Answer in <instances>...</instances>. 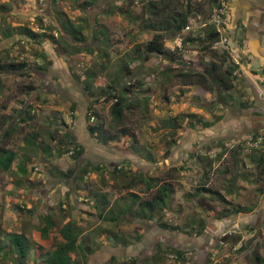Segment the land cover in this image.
Listing matches in <instances>:
<instances>
[{
    "label": "rangeland",
    "instance_id": "1",
    "mask_svg": "<svg viewBox=\"0 0 264 264\" xmlns=\"http://www.w3.org/2000/svg\"><path fill=\"white\" fill-rule=\"evenodd\" d=\"M149 2L160 3V10L166 11L153 15ZM223 2L227 6L230 0ZM185 6L202 14V23L214 5L209 0H0V64L26 63L22 73L0 70V94L6 90L0 106L10 107L16 126L11 138L1 142L30 157L25 173L17 167L20 155L9 170L0 168V264H20L5 235L9 232H22L32 245L24 264H45L44 255L64 241L58 228L67 220L80 225L78 240L86 239L90 246L82 264H264V172L253 161V156L264 154V125L251 129L243 120L242 131L232 137L222 130L226 116L218 119L219 109L230 101L244 102V108L255 105L249 81L240 73L231 75V89L220 85L218 96L207 89L211 95L203 97L193 93L197 83L184 84L175 77L183 68L179 63L156 54L144 59L153 30L149 22ZM66 21L82 28V40L74 42L63 32ZM226 26L218 36L227 43ZM25 27L37 34L20 35ZM241 32L239 28L237 34ZM192 33L183 36L198 34ZM224 49L217 44L216 50ZM177 55L193 70L204 71L212 62L221 69L234 67L230 55L209 58L196 41ZM85 82L92 97L83 91ZM130 83L131 91H121ZM111 84L127 104L136 101L124 110L119 124L111 121L112 101L102 99ZM259 84L264 89V81ZM223 96L225 102L218 99ZM199 98L202 111L197 109ZM250 116L246 113L244 119ZM97 122L116 138L102 144L98 132L89 134L88 125ZM66 132L84 146L77 159L68 149ZM32 138L39 148L28 143ZM87 162L103 166L93 170ZM77 163L90 170L84 177L78 175ZM116 165L120 172L114 176ZM130 179L132 187L123 188ZM149 180L151 187L146 185ZM162 183L170 186L166 205L149 217L139 204L153 199ZM200 186L225 201L215 193L199 194ZM102 193L107 194L106 205L98 201ZM130 193L138 197L132 200ZM128 203L131 211L116 221L97 214L100 208L103 214L110 209L117 214ZM243 207L247 211H231ZM48 214L55 225L40 236ZM200 223L206 226L202 233Z\"/></svg>",
    "mask_w": 264,
    "mask_h": 264
},
{
    "label": "trees",
    "instance_id": "2",
    "mask_svg": "<svg viewBox=\"0 0 264 264\" xmlns=\"http://www.w3.org/2000/svg\"><path fill=\"white\" fill-rule=\"evenodd\" d=\"M172 4H177L178 2L180 3V0H169ZM210 4L215 5L212 0H209ZM218 4V3H217ZM149 12H151L153 15L156 14H161L160 12L166 11V10H160L162 9L160 7V3L156 4L153 2H149ZM189 7H181V8H173L172 10H168L165 14H163L162 18L157 21L156 18L152 22H149V29L152 30V36L151 38L147 41L145 51L146 55L144 56V59H148L150 54H156L159 55L162 59H167L169 62H174V63H179L183 68L181 70H177L176 73L174 74L175 77L180 78L184 84H191V83H197V84H203V86L208 89L209 91H213L216 93L218 96V88L220 85L223 86L225 90H229L232 88V84L228 81L231 75H233V70L234 67L229 65L228 68L226 69H221V64L218 65L215 62L210 63V68H206L204 71H199V70H193L190 68V66L178 58L177 51H170L164 47V40L167 38H171L176 33H179L183 27L187 24L188 18H189ZM156 17V16H155ZM62 29L63 32H65L67 35H69L71 38H73V41H80L82 40L81 36V29L80 26H77L76 24L71 23L70 21H66L62 23ZM19 34H25L28 36L31 35H36L37 32H34L33 30L29 29L28 27L23 28L22 30H19ZM100 35H104V31L100 30L99 32ZM218 31L212 27V26H206L202 31H200L198 34L195 36L193 35H185L183 39V44L184 46L188 45L190 42L196 41L199 50H201L203 53H208L211 51V55L213 57H217L218 54L216 51L211 49V45L214 41H216L219 36H218ZM45 36V34H42ZM31 38V37H30ZM220 54H228V52H223ZM128 64H124V70H126L128 73L127 69ZM26 63L25 62H19V61H9L3 64H0V70L3 72H9V71H17L19 73H22V71L25 69ZM44 69V67L42 68ZM86 78V77H85ZM138 84H141L140 82H137ZM112 87H108L109 92L107 96H103V100L105 101H112L110 106H109V113L111 116V121H113L115 124H119L123 118V112L126 108L136 106V101L135 102H130L127 104V100L122 96V94H119L121 91L123 92H129L131 91V88L133 87V83L128 84V86H123L121 91H117L115 89V85L111 84ZM83 91L89 96H93V92L91 91L90 84L88 83H83ZM220 89V88H219ZM220 92V91H219ZM226 96V95H225ZM218 97L221 101L225 102L226 97ZM245 103H241V107H245ZM72 108L75 109V104L73 103ZM190 116H194V114H191ZM254 117L257 116L256 113L253 114ZM261 116V115H260ZM222 116H218V119L222 118ZM253 117V119H255ZM175 121V120H174ZM176 123V122H175ZM101 122L93 123L88 125V132L92 136H95L97 132L99 133L100 136H96L97 140L103 143H107L110 138H116V136H112L110 134H106L105 132L102 131L101 129ZM211 125L210 122H204L203 126H209ZM15 129L14 125L10 126H2L0 128L1 130V137L5 138L9 134L12 133V131ZM173 133V132H172ZM66 138L68 139V145H71L70 149L71 150V156L74 159H77L78 156L84 152V146L82 143L76 142V140H73V136L70 132L65 133ZM33 139V138H32ZM28 143L33 146L34 149L39 148V143L37 140H29ZM62 153L65 152L64 149L59 148ZM47 149H45L46 151ZM170 149L165 150L168 154H170ZM58 150V152H60ZM20 153H18L16 150L5 148L2 146V142L0 140V168L3 171H7L11 168L12 165H14V161L18 159ZM22 161L18 162V170L20 172L25 173L27 171L26 165V156H22ZM24 157V158H23ZM253 161L256 162V165L260 166L261 171L264 172V154L260 153L258 158H254L253 156ZM89 163L90 167H92L93 170H98L100 167H102V164H92ZM28 164V163H27ZM85 164V163H84ZM84 164H78L77 166L79 167V170L77 169L78 175H82L83 177L88 174L90 171L88 167ZM117 165L113 167L112 169V175L118 174L120 170L116 169ZM62 175H65L64 173H61ZM68 176V174H67ZM131 179H133L131 177ZM128 180V182L123 183L122 187L125 189H130L132 187V180ZM143 178H138L136 180L141 181ZM145 181V180H144ZM147 187H151V180L146 181ZM170 186L167 183H162L161 185H158L155 191V195L153 196V199L147 200L144 203L142 202L140 207L143 205L145 206L148 210V215L149 217L154 214L155 211H161L163 208L162 206L166 205V199H168L169 194H170ZM196 191L199 194H208L209 192L212 194H216L220 200L225 201V198L221 195L218 194L217 192H214L210 190L209 188L205 186H200L199 188L196 189ZM132 200L136 199L138 196L136 193H130L129 194ZM98 201L102 202L104 205L107 203V194L102 193L98 194ZM132 204V203H131ZM130 203L124 205L123 208H118L117 214H114L113 211L106 210L105 214L104 209H99L98 211V216L101 217L104 215V217L109 220V221H116L119 218V215L123 214L125 210L131 211L130 208H132V205ZM96 207L98 206L97 204ZM23 207V206H22ZM103 208V207H102ZM243 209V210H242ZM65 211V210H64ZM233 213L239 212V211H247V208H233L231 210ZM66 213V212H63ZM145 214V213H144ZM38 217V216H37ZM45 220V225L43 227L39 228V233L41 234L40 236L47 235L48 229L52 226L55 225V221L52 219L51 215L48 214L44 216ZM199 232H203L205 229V224L200 223L199 224ZM198 232V233H199ZM58 233L59 235L63 238V242H58L50 251H48L44 255V263L45 264H82V262H86L87 259V252L90 250V246L88 244V241L86 239L83 240H78V236H80L82 232V228L80 225L73 220H67L64 223H62L61 226L58 228ZM9 240V244L13 246L14 251L18 252V255L15 256L18 259V262L20 264H24L25 257L29 250L32 248V245L30 241L28 240L27 236L23 234L22 232L17 233V232H9L8 234H5ZM137 243H140L138 241ZM158 245V244H157ZM200 246L202 245L199 244ZM158 247V246H157ZM180 254L181 251L179 249H176V254ZM81 254V255H80ZM78 256V257H77ZM80 256V257H79Z\"/></svg>",
    "mask_w": 264,
    "mask_h": 264
},
{
    "label": "crops",
    "instance_id": "3",
    "mask_svg": "<svg viewBox=\"0 0 264 264\" xmlns=\"http://www.w3.org/2000/svg\"><path fill=\"white\" fill-rule=\"evenodd\" d=\"M220 1L223 2V0H219V2ZM190 10L191 8L189 7L188 22L194 20V23L196 24V29L193 30L192 34L199 33V31H202L205 28V27L202 28V23L198 22L199 21L198 19L200 18V15L202 16V14L193 11L191 13ZM225 18L227 24L225 31L229 39L228 42L225 44L227 45V47L231 45L230 50H228L227 48V52L231 57L229 61L234 64L235 70L233 71V75H239L240 73L242 78L249 81V86L252 88L253 91L252 94H254L253 96L256 99L254 104L256 105L257 103L260 109L264 108V94H263L264 89L259 84V80L264 81V0H230L228 5L226 6ZM199 28H202V30L201 29L199 30ZM239 28H242L241 34H237V30ZM235 34L238 36H236ZM212 50L216 51L217 54L226 52L224 50H221L222 52L216 49H212ZM223 55L224 54H218V56L215 58L224 59ZM206 56L211 58L212 57L211 51L208 52ZM208 59L204 57V60H208ZM195 86L197 87L193 93L200 94L203 97L211 95V93H209V91H206L207 89H204L202 85L194 84V87ZM2 90H3L2 94H5L6 90L5 89ZM2 94H0V101L4 98V97L1 98ZM201 102L202 101L200 99V101L198 102L199 105L197 107L199 111H202V109L205 108V106L200 105ZM255 105L249 106L247 108H243L238 103L236 102L234 103L230 101V103L226 104L225 107L221 106V108H224L223 110L224 112L222 111V109H219V112L221 113V114L219 113V115L226 116L227 118L225 122H220L222 123V125L224 124L222 130L227 129L228 135L233 137L237 135V132L242 131L245 122L248 124L249 127H251V129H254L255 127L263 126L264 110L261 111ZM18 111L19 110H17V112ZM257 111L262 112L260 113L261 118H260V114H258L256 117L253 116V112H257ZM9 112H11L10 107L0 106V116H3V118L0 117V124H1L0 128L2 126H10V123L11 125L15 126V123L13 122L14 118L9 117L10 115ZM246 113L251 115L247 120L244 119ZM253 117L255 119H253ZM243 120L245 121L244 123H242ZM192 135H194L193 137H195L197 133L195 134V132H193ZM11 136L12 135L9 134L7 137L3 138L0 135V140H4V139L9 140ZM22 156H28V155L23 153ZM18 183L19 182H17L16 184ZM21 185L24 187H28L27 185H24V183Z\"/></svg>",
    "mask_w": 264,
    "mask_h": 264
},
{
    "label": "built area",
    "instance_id": "4",
    "mask_svg": "<svg viewBox=\"0 0 264 264\" xmlns=\"http://www.w3.org/2000/svg\"><path fill=\"white\" fill-rule=\"evenodd\" d=\"M217 3L212 7L211 12L209 13V16L206 19V21L202 22V27H206L210 25L214 27L219 33L221 29L224 28L223 26H225L226 24L225 21L226 6L222 1H220L218 4ZM195 27L196 24L194 23V21L187 22V24L183 27V29L179 33H176L175 36L165 40L164 46L166 47V49L170 51H177L178 53L183 52L185 47L183 44V39H184L183 33L187 34L190 31L193 32V30H195L194 29ZM225 41H226L225 38H221L219 36V38L212 43L211 48L216 49L217 44H221L223 48L227 49L228 47L225 44L226 43Z\"/></svg>",
    "mask_w": 264,
    "mask_h": 264
},
{
    "label": "water",
    "instance_id": "5",
    "mask_svg": "<svg viewBox=\"0 0 264 264\" xmlns=\"http://www.w3.org/2000/svg\"><path fill=\"white\" fill-rule=\"evenodd\" d=\"M212 2L215 4V3H217V2H218V0H212Z\"/></svg>",
    "mask_w": 264,
    "mask_h": 264
},
{
    "label": "clouds",
    "instance_id": "6",
    "mask_svg": "<svg viewBox=\"0 0 264 264\" xmlns=\"http://www.w3.org/2000/svg\"><path fill=\"white\" fill-rule=\"evenodd\" d=\"M216 4V3H215ZM210 26V25H209ZM168 39V38H167Z\"/></svg>",
    "mask_w": 264,
    "mask_h": 264
}]
</instances>
